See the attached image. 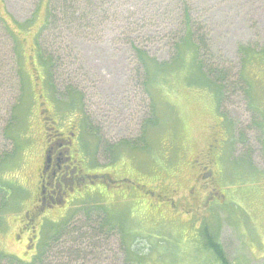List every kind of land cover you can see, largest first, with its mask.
<instances>
[{
    "label": "rangeland",
    "instance_id": "1",
    "mask_svg": "<svg viewBox=\"0 0 264 264\" xmlns=\"http://www.w3.org/2000/svg\"><path fill=\"white\" fill-rule=\"evenodd\" d=\"M165 1L159 0V10ZM49 2L0 0V16L16 33L21 55L19 61L11 51L14 45L0 32V80L4 82L0 87V158L20 155L19 165L6 175L27 192L20 207L7 216L0 232V251L29 263L44 252V262L36 264H65L68 252L75 253L71 248H77L70 240L86 232L82 227L90 214L87 209L106 204L115 217H124L125 236L121 229H114L108 247L95 251L91 264H222L209 248L210 237L222 245L228 264H264V0H193L191 14L209 42V52L201 59L229 76L220 108L213 91L198 88L197 79L189 86L176 71L171 74L175 43L181 37L174 33L177 27L182 29V13L176 22L172 14L162 16L158 28L149 17L148 21L141 16L129 20L128 10L143 4L131 1L109 11L94 27L56 30L61 34L55 36L47 32L40 39ZM133 40L158 64L173 67L165 74L169 75L166 80H147L138 52L130 45ZM39 42L60 59L53 77L59 91L56 96L69 102L76 96L80 103L75 108H66L64 101L58 110L47 97L41 99L46 89ZM20 66L27 77L24 84L16 75ZM189 69L182 75L187 76ZM69 88L75 92L70 98ZM41 101L50 109L49 124L38 109ZM15 105L27 110L17 122L13 120ZM151 120L157 122L156 127ZM74 123L96 146L93 164L84 155L88 164L95 174L108 175L112 185L106 189L99 181L85 200L33 216L37 237L29 241L31 234L24 231L23 221L37 193L45 127L63 133ZM6 128L9 135L18 137L6 140ZM211 152L217 160L213 170L222 198L200 209L177 205L181 215L175 218L169 207L172 198L163 190L172 191L178 185L177 197L190 199L197 175L190 168L200 165L197 157L204 160ZM146 189L154 195H144ZM133 190L137 192L129 194ZM141 196L149 204L143 206ZM134 201L139 204L134 206ZM90 212L98 214L99 210ZM73 217L71 225L82 231L70 237L72 226L65 223ZM64 226L65 236L57 243ZM122 242L127 245L125 253L119 252ZM87 243L89 252L94 240Z\"/></svg>",
    "mask_w": 264,
    "mask_h": 264
},
{
    "label": "trees",
    "instance_id": "2",
    "mask_svg": "<svg viewBox=\"0 0 264 264\" xmlns=\"http://www.w3.org/2000/svg\"><path fill=\"white\" fill-rule=\"evenodd\" d=\"M131 1L137 3L143 2V4L142 6L136 7L133 10H128V19L130 20V17L135 19L141 16L142 19L147 20L146 18L149 17V22L153 23L152 26H157L158 28L159 18H161L162 16L165 17L166 15L172 14L171 19H175L176 22L178 20V15L182 13L181 16H179V19H181L182 21L179 23V25L182 26V29L177 27L174 33V36L181 37L177 38V42L175 43L176 58L173 62L175 68L173 71L171 70V74L176 71V76H183L185 82H187L189 86H191V80L197 79L200 82V86L198 88L210 91L212 90L216 99L218 100L219 108L222 107V103L225 97V83L228 82L229 76L226 73L227 71L220 68L211 67L206 63L205 60L201 59L202 56L205 55L204 52H206V54L209 52V42L203 36L201 27H199L197 22H195L191 14L192 5L194 4L193 0H166L165 4L163 3L164 5H161L160 10L159 0H50L49 10L47 11V20L42 28L41 33L39 34V38L41 39L42 37H44V34H47V32H50L51 36L60 35L61 33L58 34L56 30H58L59 32H71L75 29H79L80 31L82 28L94 27L95 24H99L102 17H107L110 14L109 11H113L114 9L119 8L118 5L121 3L129 4ZM104 7L106 8L104 9ZM114 14L116 15L117 13ZM16 24L19 28L20 26H22V24ZM0 32L3 33V35L10 41L11 44L16 46H13L11 48V51L12 54L14 56L16 55L19 61H21L20 52L18 51L17 53L16 49L18 47L17 44L19 43L18 37L16 33L11 29L7 21L1 16ZM130 45L132 46L134 51L138 52L139 58L143 64V67L145 68V76L147 77L148 81L154 82L159 78L160 83L164 79L166 80L169 75L165 74L167 72L169 74V69L173 67L169 68L165 65L158 64L156 60H153L148 56L146 51L141 50L140 47L137 46L135 40H133ZM39 46L40 47H38V49L40 55L38 56L40 57L41 68L45 75L44 87L46 89L48 99L58 110H60L64 106H66V108L68 109L75 108V106L80 103V100H75L76 96L73 97L72 102L61 100L56 96L59 91H56L57 85L53 81V77L56 75L59 69L58 62L60 61V59L57 56L52 55V52L46 51L43 48L42 43H40ZM189 57L190 61H188ZM188 68H190L189 73H187L188 75H182L184 73V69ZM1 71L2 66L0 65V78H2ZM12 72L15 73V70ZM16 75L19 76V81L22 82V84H24V82L27 83V77L25 76L21 66L19 67V69L17 68ZM3 83L4 82L0 80V87L3 86ZM72 92V88H69L67 92L70 95H67L69 96V98L71 97ZM74 94L75 92H73V95ZM18 100L19 101H17V105H19L21 98H19ZM64 101L68 104H64L63 106L62 103H64ZM17 105H15V107L13 108V111L16 112L14 114L13 120L16 122L18 121L16 119H19V115H24L26 113L25 111H27L21 106L18 107ZM150 122L153 127L157 126L156 121L151 120ZM18 128L19 127H17V129ZM3 136L6 140L11 137L15 139L16 137H18L17 135H9L7 132V128L6 130L4 129ZM17 144L19 146V144L21 143ZM20 148L21 147L19 146L18 149ZM133 148L139 149L137 146ZM17 156L18 155L15 153V155L11 154L7 155L5 158H0V232L5 229L7 216L20 207V203L25 199L27 194L26 190H24L20 184L15 181L9 180L6 175V173L11 171L14 166L16 167L19 165L18 161L20 155L19 157ZM103 206L104 207H99V209L93 208L91 206V210H99L98 214H96V212L92 213L90 212L91 210L87 209V212L89 211L90 214H88L87 218L85 219L87 222L86 225L82 227V229H84L86 232H81L82 235L80 237H72V239L70 240L74 245H76L77 248H71L75 249V253H73L72 251L68 252L66 256H68V260L70 263L67 261V263L65 264H91L92 261L96 259L95 251L100 252L103 246H107V243L112 239V232L114 231V229H121V233L125 236V231L123 232V228L125 226V222H123L124 217H115L114 213H112L107 208L106 204ZM73 219L74 217L69 220V222L67 221L65 223L66 227L67 225H69L70 227V225L73 223ZM71 226L72 228L69 229V232H71L69 233L70 237L74 234L75 231H78L79 233L80 231H82L80 226H78L77 228L73 227V225ZM60 229L61 228H59V230ZM64 230L65 226L62 227V233L58 231L60 237L57 239V243L59 242L60 238L65 236L63 235ZM90 240H94V247H92L91 251L88 252L85 249L87 247H90L87 243ZM208 240L210 250H212L218 256L222 264H228L225 261L223 255L222 245L215 241L212 237H210V239ZM127 244L131 246L130 243L127 242ZM74 245L71 244L72 247H74ZM126 248L127 245L122 242L120 244L119 252L125 253ZM37 262H44V252H42L41 254L39 253V255L33 259L32 263H29L20 260L14 255H7L0 251V264H36ZM57 264L61 263L57 262Z\"/></svg>",
    "mask_w": 264,
    "mask_h": 264
},
{
    "label": "flooded vegetation",
    "instance_id": "3",
    "mask_svg": "<svg viewBox=\"0 0 264 264\" xmlns=\"http://www.w3.org/2000/svg\"><path fill=\"white\" fill-rule=\"evenodd\" d=\"M40 96H42L41 99L48 98L47 94ZM39 108L40 114L45 118V123L49 124L51 120L47 115L50 109L47 103L41 101L38 103ZM74 124L76 125L67 126L63 133L58 132L53 127H45V147L36 175L37 193L32 210L26 213V219L23 221L24 231L31 234L29 241L37 237L33 216H39L42 212L53 211L54 208L62 205L67 208L69 203L85 200L88 194L94 192L99 181L104 187L109 186L107 184L108 175L95 174L94 169L85 159L84 155L87 154L93 164L94 158L97 156L93 139L88 140L84 134L79 132L80 130L77 131V123ZM89 147L90 152L87 153L86 148ZM196 159L200 165L197 168H190L197 170L193 186L191 185L189 190L191 194L193 193L190 199L182 200V196L177 197L178 192L181 191L178 185L172 191L163 190L165 195H171L172 202L169 207L175 218L181 215L176 212L177 205L181 208L200 209L201 206L206 207L222 198L218 189V174L213 170L217 163L212 152L204 160L200 157ZM134 192L136 191H131L129 194ZM129 198H132V195H129ZM177 200L180 204L177 203ZM185 203L190 204L191 207Z\"/></svg>",
    "mask_w": 264,
    "mask_h": 264
}]
</instances>
